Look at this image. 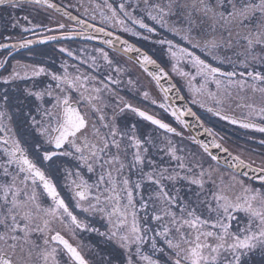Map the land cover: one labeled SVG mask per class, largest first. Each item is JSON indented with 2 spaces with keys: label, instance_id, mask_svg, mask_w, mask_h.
Here are the masks:
<instances>
[{
  "label": "snow or ice",
  "instance_id": "snow-or-ice-1",
  "mask_svg": "<svg viewBox=\"0 0 264 264\" xmlns=\"http://www.w3.org/2000/svg\"><path fill=\"white\" fill-rule=\"evenodd\" d=\"M25 5L63 12L52 0H0L4 9ZM80 7L87 19L63 13L79 25L76 34L88 40L102 34L101 43L138 64L163 98L138 87L103 48L77 55L62 47L73 62L63 61L61 70L17 60L0 77L6 86L0 92V264H264V158L257 163L234 153L192 107L173 106L185 97L170 80V73L183 80L191 105L264 134V0H103ZM97 14L102 26L89 22ZM11 20L24 33L40 27L27 15ZM109 28L164 47L170 72ZM37 35L0 49L70 38ZM16 81L31 86H17L20 95L13 97L7 86ZM125 87L149 103H133L121 94ZM14 99L20 125L10 111ZM152 106L183 128L192 117L211 139L184 137ZM85 233L99 237L98 244H85Z\"/></svg>",
  "mask_w": 264,
  "mask_h": 264
},
{
  "label": "flooded vegetation",
  "instance_id": "flooded-vegetation-1",
  "mask_svg": "<svg viewBox=\"0 0 264 264\" xmlns=\"http://www.w3.org/2000/svg\"><path fill=\"white\" fill-rule=\"evenodd\" d=\"M53 3L57 4L58 7L63 9V12H56L52 9H44V8H33L31 5H25L23 8L9 10L0 8V43L7 44H15L20 42L22 39H38V33H42L44 36L48 35H56L57 37H63L64 35H68L69 39L58 38L55 41H49L46 44H33L29 48H21V49H0V61H4L5 59L8 61L7 64L4 65L3 68H0V77H4L10 74L12 71V65L16 63L17 60L21 61L25 64H38L44 67H47L50 71L52 70H61L60 65L63 61L67 60L69 63L73 61L71 58L67 57L66 54L61 53L59 51L60 48H67L72 50L74 53L79 55L81 52L85 54H92V50L94 48H103L104 50L109 52V55L114 57L117 61H119L120 65L126 67L128 71V76L131 79L138 82V87L147 90L150 92L151 96L158 101L162 100L163 95L159 91V89L155 86V84L145 75V73L132 61L125 58L124 56L109 50L101 45L92 43L90 41L85 40L83 36L77 35L76 32L79 31V25L68 19L63 13H69L71 16H76L81 19H87L84 15H82L84 9L80 7L83 4L85 7H89L90 5H95L96 3H103V0H52ZM115 4L121 2V0H110ZM133 4L136 3V0H131ZM137 15H140L139 10H137ZM15 15L17 17H24L25 15L29 16L32 20L33 24L40 25V27L36 28L35 33L27 32L24 33L21 29L12 28V20L11 17ZM95 23L96 26H102L99 24V16L97 14V21H89ZM151 25V21H146ZM21 23L25 24V26L31 27V25H27L23 19H21ZM63 23L66 27L61 30L58 28V24ZM52 28L53 31L49 32L48 29ZM107 30L113 31L115 35H120L122 39L128 40L129 43L140 47L143 51L148 52L157 62L165 68L166 71L170 72V62L168 56L165 52L164 47L160 45L154 44L152 39L144 40L142 37H135L128 33L117 31L115 28H109ZM138 31L143 33V30L137 28ZM91 31V30H89ZM158 32L161 37L165 35L162 29L158 28ZM155 37H153L154 39ZM11 53V55H9ZM78 63V61H75ZM170 78L173 80L175 84H177L178 88H180V92L182 96L185 97V101L187 104L192 107L193 111H195L204 121L207 127L213 128L214 131L218 132L221 136L224 137L226 145L230 148L231 151L241 152L243 155L250 156L252 159H255L257 163L264 158V144H261V139H264V134L257 133L250 129L240 128L238 125L229 124L226 121H221L217 117L211 116V114L206 113L203 109H200L196 105H191L189 103V93L184 86L183 80L176 76L175 74L170 73ZM44 79V78H41ZM20 91L25 87L31 86V81H16L14 85L7 86L9 93L16 97L20 95V91H16V87ZM3 84H0V92H3L4 88ZM127 99H131L133 103H140V106L143 107L145 104L149 102L142 101L141 98L130 92L127 87L123 89L121 92ZM23 97L21 96V99ZM152 109L156 112L163 114V119L170 123L173 127H176L178 130L183 132L184 137H188L189 134L184 130V128L178 125L174 118H172L169 114L163 113L162 109H157L155 106H152ZM10 111L16 117V125L21 124L22 117L17 114L16 101L13 100V104L10 107ZM239 115V111L237 112ZM128 120L134 119L131 115L127 117ZM259 122V121H258ZM148 128L142 126L141 131H147ZM20 134H23L24 129L22 126L18 128ZM177 142H180L179 137L175 138ZM183 144L188 145L193 150H195L196 146L190 144V142L185 139L183 140ZM71 163V162H69ZM97 226H99V222H97ZM82 239L85 244H92L96 246L99 241V237H96L95 234H82ZM100 248H103V245H99ZM105 251H108L105 249ZM99 257H97L98 259ZM259 257H256V260L259 261Z\"/></svg>",
  "mask_w": 264,
  "mask_h": 264
},
{
  "label": "water",
  "instance_id": "water-1",
  "mask_svg": "<svg viewBox=\"0 0 264 264\" xmlns=\"http://www.w3.org/2000/svg\"><path fill=\"white\" fill-rule=\"evenodd\" d=\"M93 36H94L93 39H91V40L85 39V40L90 41V42L95 43V44H98V45H101V46H103V47H105V48H107L109 50L114 51L108 45H105V44L101 43L102 40L106 39V37H104L102 34L94 33L93 32ZM114 52H116V53L124 56L127 59H129V57L127 55H124L121 52H118V51H114ZM130 55H133L134 56L135 54H130ZM130 61H132V60H130ZM136 65L138 66V64H136ZM145 75L147 76L146 73H145ZM147 77L151 80V78L149 76H147ZM170 80H171L172 83H174L171 78H170ZM152 82L155 84L154 81H152ZM161 84L164 85V87H168L169 86L168 81L167 80H164V79L161 80ZM159 91L161 92L160 89H159ZM161 94H162V92H161ZM169 95L172 96V97H175L176 96V91L173 90V92H171ZM180 95H182L181 92H180ZM186 104H187V102L185 101V99L184 100L175 99L174 102H173V106L180 107V108H183ZM186 121H187V123H188L189 126L187 128H184V130L189 134V136H195V137H197L198 139H200V140H202L204 142H208L211 139V137H209V136H207L206 134L203 133V129L202 128H199V127L194 126L196 124V121L192 117H186ZM219 155L221 156V159L223 161V159L225 158V155L223 153H220Z\"/></svg>",
  "mask_w": 264,
  "mask_h": 264
},
{
  "label": "rangeland",
  "instance_id": "rangeland-1",
  "mask_svg": "<svg viewBox=\"0 0 264 264\" xmlns=\"http://www.w3.org/2000/svg\"><path fill=\"white\" fill-rule=\"evenodd\" d=\"M248 157V156H247Z\"/></svg>",
  "mask_w": 264,
  "mask_h": 264
}]
</instances>
